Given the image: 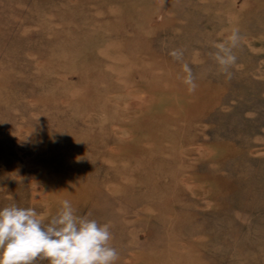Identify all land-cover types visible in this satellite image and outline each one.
Here are the masks:
<instances>
[{"label": "rangeland", "instance_id": "obj_1", "mask_svg": "<svg viewBox=\"0 0 264 264\" xmlns=\"http://www.w3.org/2000/svg\"><path fill=\"white\" fill-rule=\"evenodd\" d=\"M65 199L116 264H264V0H0V208Z\"/></svg>", "mask_w": 264, "mask_h": 264}, {"label": "clouds", "instance_id": "obj_2", "mask_svg": "<svg viewBox=\"0 0 264 264\" xmlns=\"http://www.w3.org/2000/svg\"><path fill=\"white\" fill-rule=\"evenodd\" d=\"M239 39L234 30L227 42L215 45L214 59L224 71L236 61L233 48ZM185 70L186 83L194 87L191 70L186 65ZM112 239L108 223L78 215L67 199L47 221L31 207L0 208V264H34L38 257L48 264H116Z\"/></svg>", "mask_w": 264, "mask_h": 264}]
</instances>
